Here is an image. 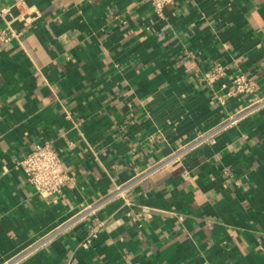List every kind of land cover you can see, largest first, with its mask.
Listing matches in <instances>:
<instances>
[{
    "label": "crops",
    "instance_id": "obj_1",
    "mask_svg": "<svg viewBox=\"0 0 264 264\" xmlns=\"http://www.w3.org/2000/svg\"><path fill=\"white\" fill-rule=\"evenodd\" d=\"M25 2L32 22L0 43V264H264V104L242 114L264 100V0L163 18L148 0ZM45 142L71 177L58 196L16 165Z\"/></svg>",
    "mask_w": 264,
    "mask_h": 264
},
{
    "label": "built area",
    "instance_id": "obj_2",
    "mask_svg": "<svg viewBox=\"0 0 264 264\" xmlns=\"http://www.w3.org/2000/svg\"><path fill=\"white\" fill-rule=\"evenodd\" d=\"M153 14L157 18H163L165 9L168 6H175L179 0H148ZM17 9V14L12 15V8H0V43H7L13 37L17 36L16 33V24L21 26H28L34 16L31 6H28L25 0L20 1L18 4L13 6ZM37 15L36 13H34ZM215 71H219L218 69ZM206 78L209 80L212 76L206 75ZM234 82V91L240 92L244 89L251 88L252 82L243 76H237L233 80ZM264 104V100H256L255 104L246 108L242 114L247 111L252 110L254 107ZM235 118H230L229 122H233ZM17 167L23 170L26 175L27 181L34 188L36 194L39 197H48V196H58L62 193V190L67 186L71 181V177L67 174L64 165L57 153L56 150L52 149L49 144L46 142L34 146L27 154L18 161L16 164ZM149 172L147 171L144 174H140L130 178L126 183L117 187L114 194L121 196L127 189L135 185L139 180L146 176ZM95 209L94 206H89L80 210L77 215L73 217L69 222L64 226H60L55 230L59 232L60 230L66 228L76 222L81 220ZM98 227H92L87 235L82 238L80 241V246L87 248L91 240H93L98 233Z\"/></svg>",
    "mask_w": 264,
    "mask_h": 264
}]
</instances>
